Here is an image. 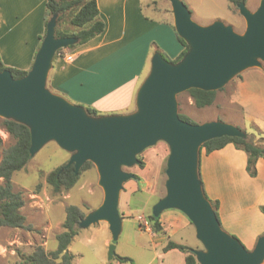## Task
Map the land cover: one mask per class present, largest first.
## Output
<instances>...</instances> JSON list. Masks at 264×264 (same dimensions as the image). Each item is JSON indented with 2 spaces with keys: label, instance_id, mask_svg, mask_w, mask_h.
I'll use <instances>...</instances> for the list:
<instances>
[{
  "label": "water",
  "instance_id": "95a60500",
  "mask_svg": "<svg viewBox=\"0 0 264 264\" xmlns=\"http://www.w3.org/2000/svg\"><path fill=\"white\" fill-rule=\"evenodd\" d=\"M169 1L175 31L188 44L189 51L177 63L154 53L150 72L137 91L134 112L93 117L83 106L47 87L56 53L78 42L74 37L55 36L58 15H54L27 75L15 79L11 71H0V117L29 128L30 157L55 142L71 154L66 167L74 166L75 175L86 162L93 163L104 199L78 226L89 228L106 222L114 241L122 228L121 192L126 182L136 179L124 168L139 165V155L165 142L170 149L165 195L153 206V216L175 209L189 219L204 248L193 250L198 264H263L264 233L248 250L225 231L204 194L199 176L200 149L206 142L222 137L246 138L247 134L222 121L192 124L182 120L177 96L191 89L219 91L242 72L261 66L264 0L255 12L245 2L238 5L246 22L243 34L221 20L202 26L193 20L182 0ZM115 256L116 246L111 244L109 262Z\"/></svg>",
  "mask_w": 264,
  "mask_h": 264
},
{
  "label": "crops",
  "instance_id": "0c3cea01",
  "mask_svg": "<svg viewBox=\"0 0 264 264\" xmlns=\"http://www.w3.org/2000/svg\"><path fill=\"white\" fill-rule=\"evenodd\" d=\"M46 3L47 0H0V57L7 67L31 69L41 37L46 35ZM97 3L105 23L104 32L72 50V60L58 57L53 62L48 79L50 89L74 104L93 107L103 114H130L135 111L139 84L153 54L159 50L174 60L183 47L173 24L147 16L142 0H97ZM255 70L246 71L238 79L232 99L243 88L256 93L264 90V86L257 85L264 80V71L258 70L262 74L256 75ZM246 165V154L232 144L200 155L202 180L209 198L220 203L224 230L251 250L264 233V215L260 211L264 205V160H258L255 178L249 176ZM160 221L163 232L157 236L168 239L162 246V264L165 261V264H185L184 253L164 248L174 242L193 250L201 249L193 248L188 236L180 235L181 230L193 227L192 223L180 211L163 213ZM145 230L156 236L149 223Z\"/></svg>",
  "mask_w": 264,
  "mask_h": 264
},
{
  "label": "rangeland",
  "instance_id": "374dc122",
  "mask_svg": "<svg viewBox=\"0 0 264 264\" xmlns=\"http://www.w3.org/2000/svg\"><path fill=\"white\" fill-rule=\"evenodd\" d=\"M182 1L192 12L193 20L202 26L221 20L226 25L232 26L237 33L243 34L246 29L245 19L239 13V9L230 10L228 0ZM260 1L246 0V6L255 12ZM142 4L147 16L156 20L163 18L174 25L169 0H142ZM67 26L69 24L66 22L60 29L68 28ZM67 52L69 50L65 48L61 53ZM151 59L142 76L140 86L150 72ZM251 69H256V73L247 72V74L261 75L262 72L258 70L264 71V62L260 67H253L246 71ZM246 71L232 79L223 90H219L214 104L208 108L198 109L187 92L178 95L179 114L189 117L196 124L210 121L232 124L248 134L257 144L264 145V139L258 135L257 130L260 129L264 132V90L260 89L256 93L243 88L238 90L235 98L232 99L238 77H242ZM259 82L260 84L257 85L262 88L264 80ZM47 87L50 89L49 80H47ZM52 90L58 94L54 89ZM2 120L3 118L0 117V137L2 139L0 162L3 149L15 143V140L4 130ZM169 154V146L165 142H159L139 155L144 162L143 167L139 164L132 168H124V171L134 174L138 179L126 182L121 192L119 211L123 221L117 240L112 239L106 222H100L89 228L78 226L79 234L74 238L69 248V251L75 256L74 264H109L113 262L114 259L111 262L108 260L111 244L116 246V255L132 260V263L129 264H162L164 262L162 246L168 241L167 237L164 235L153 237L146 232L145 228L148 216L153 214V206L165 195L167 179L165 171ZM70 157L71 154L60 148L57 143L49 142L31 157L24 170L14 174V192L23 193L26 202L20 212L26 217V224L33 230L0 227V264H24L25 258L31 255L38 246H42L47 252L56 250L58 245L56 237L64 231L66 207L78 206L87 215L102 204L104 192L99 186V175L95 166L83 171L76 186L69 191L54 193L47 184V175L68 162ZM3 182L4 180L0 178V186ZM38 185H41V188L36 193ZM168 211L178 210H165L161 215ZM181 234L188 236L189 244L193 248L204 249L197 240L195 229L192 226L181 230ZM115 264L120 263L115 262Z\"/></svg>",
  "mask_w": 264,
  "mask_h": 264
},
{
  "label": "trees",
  "instance_id": "16d2710c",
  "mask_svg": "<svg viewBox=\"0 0 264 264\" xmlns=\"http://www.w3.org/2000/svg\"><path fill=\"white\" fill-rule=\"evenodd\" d=\"M242 2L246 3V0H228L230 10L233 11L234 8L238 9V5ZM54 15H58V24L55 36L57 38L74 37L78 39V42L75 45L68 47L70 52L87 44L92 39L101 35L105 30V23L100 18L97 0H47L46 27ZM66 22L69 24V26H67L68 28L63 27V29H60ZM172 27L175 30L173 25ZM176 35L178 41L183 47L181 54L176 59L171 60L164 52L159 50L157 51L162 54L163 58L171 63L181 61L189 51L188 44L181 37H179L177 33ZM44 37H41L42 41ZM61 52L62 49L56 53L54 61L58 57H63L64 53L62 54ZM4 70L11 71L15 79L22 78L28 73V71H21L7 67L2 62L0 57V71ZM238 78L241 77L239 76ZM217 92L218 91H203L199 89H191L187 91L189 96L192 98L194 105L198 109H205L212 106L216 100ZM85 109L87 113L93 117L107 115L90 106H85ZM179 116L186 122L196 124L187 116L182 114H179ZM2 126L4 130L15 140V143L12 146L3 149L2 159L0 162V178L4 180L3 184L0 186V227L32 231V227L26 224V217L20 212L26 204L24 195L21 192H14L13 185L14 174L24 170L31 159L29 153L31 145L30 130L27 126L8 119L2 120ZM257 130L258 135L262 136L264 139V132L260 129ZM1 144L2 139L0 137V145ZM229 144H232L237 150L243 151L246 154V170L250 177H257L258 160H264V145L257 144V142L254 141L253 138L249 137L248 134L246 138L222 137L208 141L201 147L200 155L202 152L209 155L215 151L225 148ZM138 158L141 162L140 166L143 167L144 162L140 157ZM67 163L68 162L49 173L46 177V182L53 189L54 193H61L74 188L80 179L79 177L81 173L94 166L93 163L86 162L81 168L79 174L75 175L74 166L66 167ZM199 176L202 181L204 194L211 202L216 216L222 226L219 213L220 203L219 201L211 200L207 195L201 176V166H199ZM40 188L41 185H38L36 193L40 191ZM260 211L264 215V205L260 207ZM85 216L86 215L78 206L70 205L66 207V217L63 223L64 231L56 237L58 243L57 249L47 252L42 246H38L31 255H28L25 258L24 264H74L75 256L69 251V248L74 241V238L78 236V225L80 221L85 218ZM147 223H149L150 229L154 235H159L163 232L160 217H154L153 214H150L148 216ZM233 236L236 237L235 235ZM171 249H178L186 255L185 264H198L192 248L176 244L174 242H169L164 248V251H169ZM115 262L120 264H129L132 263V260L116 255L114 261L109 264H115Z\"/></svg>",
  "mask_w": 264,
  "mask_h": 264
},
{
  "label": "built area",
  "instance_id": "2783aa9c",
  "mask_svg": "<svg viewBox=\"0 0 264 264\" xmlns=\"http://www.w3.org/2000/svg\"><path fill=\"white\" fill-rule=\"evenodd\" d=\"M62 58H64L65 60L70 61V60L73 59V55H72V53L69 51V52L65 53V54L63 55Z\"/></svg>",
  "mask_w": 264,
  "mask_h": 264
}]
</instances>
